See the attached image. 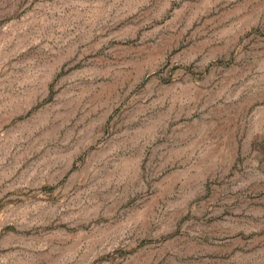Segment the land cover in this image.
Masks as SVG:
<instances>
[{
	"label": "rangeland",
	"instance_id": "obj_1",
	"mask_svg": "<svg viewBox=\"0 0 264 264\" xmlns=\"http://www.w3.org/2000/svg\"><path fill=\"white\" fill-rule=\"evenodd\" d=\"M0 264H264V0H0Z\"/></svg>",
	"mask_w": 264,
	"mask_h": 264
}]
</instances>
